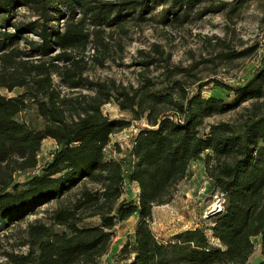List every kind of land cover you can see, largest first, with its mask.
<instances>
[{"label":"trees","instance_id":"1","mask_svg":"<svg viewBox=\"0 0 264 264\" xmlns=\"http://www.w3.org/2000/svg\"><path fill=\"white\" fill-rule=\"evenodd\" d=\"M205 1L0 0V248L12 247L2 251V264H100L114 228L131 217L133 241L114 264H246L255 237L264 264V57L243 83L211 80L231 99L203 96L207 83L189 93L185 81L173 77L181 68H170L169 54L156 44L155 55L141 64L164 62L169 88L158 89L149 78L126 86L88 74L91 65L105 66L109 37L125 34L129 22L155 19L165 5L160 22L182 26ZM248 1L210 2L192 18L227 8L230 14ZM246 53L221 55L232 61ZM17 87L23 90L13 96L1 91ZM108 102L147 120L122 159L108 158L105 149L130 120L104 113ZM229 112L236 117L206 122ZM46 138L56 147L39 164ZM201 154L222 208L209 226L160 241L151 226L153 207L173 199ZM90 218L97 223L86 224Z\"/></svg>","mask_w":264,"mask_h":264},{"label":"rangeland","instance_id":"2","mask_svg":"<svg viewBox=\"0 0 264 264\" xmlns=\"http://www.w3.org/2000/svg\"><path fill=\"white\" fill-rule=\"evenodd\" d=\"M214 1L233 2L234 0ZM214 1L208 0L198 4L191 13L190 21L182 26L160 22L159 15L165 5H159L154 11L155 19L129 22L125 27V34L116 31L112 33L111 38L109 37L112 48L105 66L91 65L88 74L98 79L112 78L126 86H139L145 78H149L156 88L166 86L169 88L172 78H165L168 73L166 68L161 66L164 62H160V66H151L148 69L141 64L145 59L155 55L153 48L156 44L163 50L164 55L169 54L170 68L175 65L181 68V72L173 77L185 81L189 93L195 92L201 83H207L202 87L203 96L220 95L231 99L230 92L211 80L219 79L229 84L243 83L261 64L264 57V0H250L240 10L230 14L227 8L219 12H209L201 18H192L197 10ZM221 39L225 42L219 43ZM221 45L226 46L221 47ZM244 50H247L244 56L232 61L221 55L229 51ZM22 90L17 87L12 91L6 89L1 91L7 96H13ZM103 112L111 118L130 120V126L111 136L105 149L108 158L122 159L134 135L147 125V120L145 117L134 119L130 112L121 110L113 102L103 105ZM22 116L27 117V114L23 113ZM235 117V112L216 114L206 118V122L212 123ZM55 145L53 139L43 140L38 156L39 164H43L51 157ZM203 160L204 154H201L191 162L187 177L175 187L173 199L169 203L153 207L151 226L160 241H167L173 234L185 229L201 225L209 226L214 217L211 215L220 210L222 199L210 189ZM130 189L137 192L136 187L131 186ZM124 196L129 198L131 193L127 190ZM42 215V213L31 214L28 219L33 220ZM97 221V218H90L86 224L93 225ZM135 224V217H131L114 228L109 251L100 259V264H114L116 253L125 242L133 241ZM254 242V251L246 264H259L263 258L260 238L255 237ZM5 249L12 247L4 243V248H0V264L5 262V257L2 255ZM25 250V248H15L14 251Z\"/></svg>","mask_w":264,"mask_h":264},{"label":"built area","instance_id":"3","mask_svg":"<svg viewBox=\"0 0 264 264\" xmlns=\"http://www.w3.org/2000/svg\"><path fill=\"white\" fill-rule=\"evenodd\" d=\"M209 184H210V179H209ZM218 195V194H217ZM221 200V199H220ZM222 201V200H221ZM221 206V207H220ZM222 208V203H220V205H219V209H221Z\"/></svg>","mask_w":264,"mask_h":264},{"label":"bare ground","instance_id":"4","mask_svg":"<svg viewBox=\"0 0 264 264\" xmlns=\"http://www.w3.org/2000/svg\"><path fill=\"white\" fill-rule=\"evenodd\" d=\"M0 227H3V222L2 221H0Z\"/></svg>","mask_w":264,"mask_h":264},{"label":"crops","instance_id":"5","mask_svg":"<svg viewBox=\"0 0 264 264\" xmlns=\"http://www.w3.org/2000/svg\"><path fill=\"white\" fill-rule=\"evenodd\" d=\"M55 147H56V145H55ZM134 187H136V185Z\"/></svg>","mask_w":264,"mask_h":264}]
</instances>
